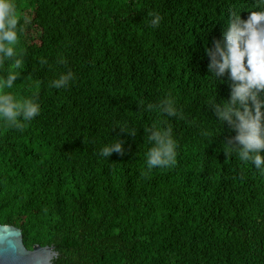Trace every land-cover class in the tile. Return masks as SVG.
I'll return each instance as SVG.
<instances>
[{"label": "trees", "instance_id": "16d2710c", "mask_svg": "<svg viewBox=\"0 0 264 264\" xmlns=\"http://www.w3.org/2000/svg\"><path fill=\"white\" fill-rule=\"evenodd\" d=\"M16 3L13 90L41 112L22 130L0 123V224L20 227L30 249L54 245V264H264V172L226 152L235 131L209 101L230 98L231 81L209 76L206 51L255 0ZM69 69L70 84L52 87ZM165 97L182 118L146 110ZM157 120L177 157L149 170L145 129ZM115 137L123 153L101 156Z\"/></svg>", "mask_w": 264, "mask_h": 264}, {"label": "clouds", "instance_id": "9594fccd", "mask_svg": "<svg viewBox=\"0 0 264 264\" xmlns=\"http://www.w3.org/2000/svg\"><path fill=\"white\" fill-rule=\"evenodd\" d=\"M254 9L247 18L240 11H231L227 28L214 46L206 49L210 62V77L216 81L226 74L231 81L230 98L209 101L220 125L227 124L235 136L229 139L227 151H235L244 162H251L264 172V0H255ZM151 24L158 27L163 19L157 12H150ZM21 18L16 0H0V123L23 129L41 112L40 103L32 96H19L13 89L24 68V58L18 51ZM46 63V61H42ZM7 63V67H5ZM74 73L69 69L52 81V87L61 89L70 84ZM147 111H157L167 117L182 118L176 101L165 97L159 103L146 105ZM120 128L135 135L136 127L118 122ZM150 148L146 166L168 168L175 164L177 141L167 120H157L145 129ZM123 141L118 137L100 148V155L109 158L113 152L123 153Z\"/></svg>", "mask_w": 264, "mask_h": 264}, {"label": "water", "instance_id": "95a60500", "mask_svg": "<svg viewBox=\"0 0 264 264\" xmlns=\"http://www.w3.org/2000/svg\"><path fill=\"white\" fill-rule=\"evenodd\" d=\"M57 256L54 245L35 244L30 249L20 227L0 224V264H54Z\"/></svg>", "mask_w": 264, "mask_h": 264}, {"label": "rangeland", "instance_id": "374dc122", "mask_svg": "<svg viewBox=\"0 0 264 264\" xmlns=\"http://www.w3.org/2000/svg\"><path fill=\"white\" fill-rule=\"evenodd\" d=\"M31 18V15L30 14H28V19H30Z\"/></svg>", "mask_w": 264, "mask_h": 264}]
</instances>
